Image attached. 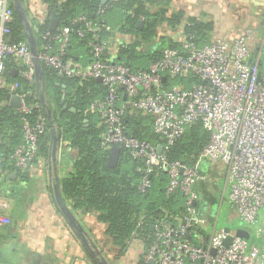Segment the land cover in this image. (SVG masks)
Segmentation results:
<instances>
[{"label": "built area", "instance_id": "1", "mask_svg": "<svg viewBox=\"0 0 264 264\" xmlns=\"http://www.w3.org/2000/svg\"><path fill=\"white\" fill-rule=\"evenodd\" d=\"M98 14H103V10ZM11 22L9 0H0V89L7 57L24 66V70L17 71L18 75L30 84L34 82L28 44L9 41ZM101 22H90L80 16L73 20L75 25L83 26L80 30L63 27L54 34L44 33L45 43L37 59L41 66L54 70L60 77L101 79L106 95L88 108L98 115L99 123L104 126L100 147L106 150L119 147L131 158L143 162L144 177L138 185L140 194L152 188L151 175H161L165 178V195L180 198L184 212L172 221L164 217L155 222L142 261L264 264V226L256 232L259 240L256 245H249L237 231L217 229L222 196L215 222L206 225L211 227L210 233L204 235L199 228L197 209L209 180L202 164L211 162L222 168L224 190H229L228 204L235 217L251 225L257 221L259 213L264 212V63L261 62L264 34L258 42L254 41L250 30L235 39L214 38L202 45L196 44L193 37L183 38L177 47L163 49L161 57L147 69L131 71L123 62H116L110 53L107 59L103 58L111 45L98 35ZM86 32L91 33L92 38L87 44L89 60L82 66L65 57L71 35L82 39ZM256 44L258 51L252 56ZM189 79L196 82L185 87ZM176 80L180 82L178 86L171 84ZM17 88V83L9 86L10 95L21 99L16 113L22 121V143L14 149L10 161L24 172L39 159L38 140L46 131V119L38 114L33 125L26 120L39 106L28 105L16 93ZM127 109L150 116L153 133L161 138L162 144L152 145L129 137L123 124ZM197 122L208 131L209 140L195 162L168 161L169 148L183 136L186 128ZM158 147H161L160 153ZM9 223L7 217L0 215V226Z\"/></svg>", "mask_w": 264, "mask_h": 264}, {"label": "trees", "instance_id": "2", "mask_svg": "<svg viewBox=\"0 0 264 264\" xmlns=\"http://www.w3.org/2000/svg\"><path fill=\"white\" fill-rule=\"evenodd\" d=\"M20 1L29 20L26 0ZM41 3L46 13L43 23L37 25L29 20L37 52L45 43L42 39L44 33L54 34L63 27L80 30L83 26L75 25L73 20L82 16L90 22L102 21V29L98 35L100 39L109 41L110 45V39L116 36L132 38L130 43L118 49L114 58L116 62H123L131 71L147 69L161 57L163 49L178 46V42L170 35H160L161 28L170 33L181 31L183 38L193 37L198 45L210 43L215 32L211 23H202L194 18H188L186 25L180 30L185 14L181 10H171L170 0H117L104 4L101 0H41ZM9 5L12 10L9 41L28 44V32L15 12L12 0H9ZM100 10H103L101 15L98 14ZM52 20L58 22L55 31L49 29ZM139 21L143 23L141 27L138 26ZM91 38L92 34L89 32L82 39L72 34L65 59L86 65L89 60L87 44ZM163 41H166L164 46ZM143 50L145 55L139 53ZM108 57L109 52L103 58ZM24 69L12 57L4 60L3 87L0 89V179L10 181L12 172H16L20 179L27 174V171L17 170L10 161L14 149L22 143V121L8 100L11 94L9 86L17 83L16 93L28 105L39 106L31 111L26 120L33 125L38 114L46 119V131L38 140L39 158H47L50 144L48 110L43 108L41 102L44 95L49 98L54 116L51 120L58 126L60 142L67 143L77 153L72 171L60 182L61 197L70 207L71 213L96 214L97 221L105 226L104 244L110 247L114 261L126 255L133 241H140L148 248L152 238L151 227L155 222L164 217L167 221H172L184 209L179 197L165 195V178L161 175L149 177L152 188L146 194L138 192V185L144 177V164L141 160L131 158L127 151L121 150L115 169L107 167L108 150L100 147L104 126L99 123L98 115L88 110L90 104L105 97V87L94 79L60 77L45 66L40 68L38 81L34 77V82L30 84L17 73ZM13 70L16 71L15 75ZM192 81L196 82V79H189L185 87ZM56 84L65 86V95H62L60 86L57 87ZM64 106L67 108L64 109ZM69 108H74L76 112H69ZM123 124L129 137L152 145L162 144L161 138L153 133L150 116L127 109ZM208 140V131L197 122L186 128L183 136L169 148L167 160L193 163ZM201 195L202 201L208 200L205 188ZM197 209L200 211L199 204ZM100 255L96 254L99 260ZM87 259L89 264H95L88 254ZM140 264L147 263L141 261Z\"/></svg>", "mask_w": 264, "mask_h": 264}, {"label": "crops", "instance_id": "3", "mask_svg": "<svg viewBox=\"0 0 264 264\" xmlns=\"http://www.w3.org/2000/svg\"><path fill=\"white\" fill-rule=\"evenodd\" d=\"M117 1V0H107ZM171 10H181L188 18L211 23L214 38L233 39L262 25L264 0H170ZM29 20L41 25L46 13L41 0H26ZM170 35L176 42L182 32L170 33L161 28V34ZM129 36L111 38V56L116 57L120 47L131 42ZM166 41H163L162 46ZM145 55V51H140ZM60 86L62 95L66 88ZM64 86V88L62 87ZM46 96V95H45ZM46 98L49 101L48 96ZM77 153L67 143L57 141L55 169L49 167L48 156L39 158L27 170L25 178L17 176L10 181L0 179V215L10 223L0 226V264H89L87 252L68 225L56 200V187L71 171ZM13 173V172H12ZM66 204V203H65ZM68 209L71 211L68 204ZM83 235L98 249L108 264H140L145 245L133 241L126 255L114 261L110 247L104 244L105 226L97 221L95 213H72ZM246 231V230H245ZM249 240L251 234L248 232ZM248 240V241H249ZM259 241V240H258ZM258 244V243H257ZM256 245V244H251Z\"/></svg>", "mask_w": 264, "mask_h": 264}, {"label": "water", "instance_id": "4", "mask_svg": "<svg viewBox=\"0 0 264 264\" xmlns=\"http://www.w3.org/2000/svg\"><path fill=\"white\" fill-rule=\"evenodd\" d=\"M106 1L107 0H101V3L104 4V3H106ZM12 3H13V7H14L15 12L17 13L19 19L23 22L24 27H25L26 31L28 32V46H29L30 52L32 54V65H33V69H34V77H35L36 81H38L41 64L39 63V61L37 59L38 52L36 49V43L34 42L33 37H32V30H31L30 22L28 20V17L26 16V12L24 10V7H23L21 1L20 0H12ZM263 18H264V15H263ZM142 25H143V23L141 21H139L138 26L141 27ZM57 26H58V22L56 20L50 21L49 29L51 31H55ZM261 26H264V19L262 21ZM257 51H258V45L256 44L253 48L252 56L256 55ZM263 52H264V47H263ZM249 62H250V60H249ZM13 74L14 75L16 74L15 70H13ZM97 81L100 82L101 79H97ZM62 87L64 88V86H62ZM44 97L43 98L41 97V102H42L43 108H46L48 110L47 119H48V124L50 127L49 128L50 144H49V149H48V164H49L50 168L53 167V169H55V167H56V165H55V153H56V148H57V141L60 137H59L58 126L53 124L52 120H51V118H54V116L52 114V109L50 108V103H49V101L45 95H44ZM8 100H9V105L11 107H13L14 109H17L20 105V102H21L20 97L16 96V95H9ZM63 108L66 109L67 107L64 106ZM68 110L71 113L76 112V110L74 108H69ZM84 122L86 123L87 121L85 120ZM157 152L158 153L161 152V147L157 148ZM120 156H121V149L119 147H111L108 150L107 164H106L107 167L110 169H115L119 163ZM14 176H15V173H12L10 175V178L13 179ZM56 200H57L58 206L61 209L62 216L67 221L68 225L70 226V228L75 233L76 237L81 242V244L84 247V249L86 250L87 254L92 258L93 262L95 264H108L106 262V260L102 257V255H100V253H99L98 249L95 247V245H93L83 235L80 225L78 224L74 215L71 213V211L66 206L64 200L62 199L61 194H60V189H58V187H56ZM227 230L228 229H226V231ZM237 235L240 238H242L243 240L248 242L249 235H248L247 231L237 230ZM88 243H90V246L88 245ZM95 253L100 255V260L97 258ZM147 264H153V261H149Z\"/></svg>", "mask_w": 264, "mask_h": 264}, {"label": "rangeland", "instance_id": "5", "mask_svg": "<svg viewBox=\"0 0 264 264\" xmlns=\"http://www.w3.org/2000/svg\"><path fill=\"white\" fill-rule=\"evenodd\" d=\"M251 34L255 42L260 41L264 34V26L257 27L253 31L251 30ZM261 62L264 63V52L261 56ZM171 84L178 86L179 82L178 80H176ZM202 170L209 177L208 182L204 185L205 195L208 197V200L199 203V217L201 221L199 223V228H201L204 235L210 233L211 227H206V225L210 226L215 222L217 208L219 207L220 200L223 196L224 201L220 205V209L217 215V229L227 228L232 231L246 230L251 234V239L248 241V244L251 245L259 243L256 232L264 226V212H260L257 221L251 225L245 224L240 221L237 217H235V215L229 208V190H224V177L222 168L212 164L211 162H204L202 164ZM202 223H205V225Z\"/></svg>", "mask_w": 264, "mask_h": 264}]
</instances>
